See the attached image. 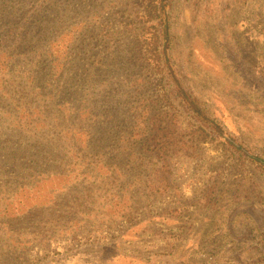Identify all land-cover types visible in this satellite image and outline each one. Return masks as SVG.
<instances>
[{"label": "rangeland", "instance_id": "1", "mask_svg": "<svg viewBox=\"0 0 264 264\" xmlns=\"http://www.w3.org/2000/svg\"><path fill=\"white\" fill-rule=\"evenodd\" d=\"M171 15L164 61L186 104L184 77L217 122L264 158V78L251 79L264 72V0H172ZM2 19L0 91L8 101L7 91L21 94L22 81H11L30 70L32 53L4 65L10 32ZM22 50L16 43L14 52ZM5 129L0 122V134ZM110 142L106 156L73 153L0 187V264H264V172L207 143L196 158L174 157L172 190L153 196L145 181L158 160L140 161L138 147ZM34 178L41 182L32 185ZM241 181L252 199L236 205L230 197Z\"/></svg>", "mask_w": 264, "mask_h": 264}, {"label": "trees", "instance_id": "2", "mask_svg": "<svg viewBox=\"0 0 264 264\" xmlns=\"http://www.w3.org/2000/svg\"><path fill=\"white\" fill-rule=\"evenodd\" d=\"M171 10L172 0H0L1 25L10 32L4 65L22 52L32 53L30 70L11 81L14 86L22 81L21 94L12 89L3 101L6 95L0 91V122L6 127L0 134V187L8 179L20 181L27 169L63 162L73 153L106 156L111 140L109 147H138L140 161L158 160L160 166L145 181L153 196L172 190L174 157L196 158L207 143L216 142L264 172V158L217 122L185 77L179 84L192 105L175 85L164 61ZM16 26L24 33L14 35ZM16 43L22 51L14 52ZM255 77L264 78V72ZM186 115L196 123L185 127ZM98 139L104 147L96 144ZM36 182L41 180L34 178L32 185ZM246 186L241 181L230 197L233 204L252 199ZM72 222L74 232L77 220Z\"/></svg>", "mask_w": 264, "mask_h": 264}]
</instances>
